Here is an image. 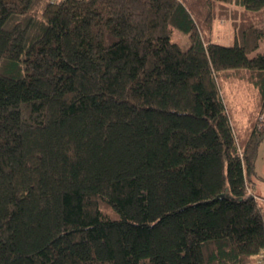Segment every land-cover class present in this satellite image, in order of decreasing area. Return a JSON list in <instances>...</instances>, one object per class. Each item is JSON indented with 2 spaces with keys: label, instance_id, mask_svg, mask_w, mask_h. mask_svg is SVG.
<instances>
[{
  "label": "trees",
  "instance_id": "obj_1",
  "mask_svg": "<svg viewBox=\"0 0 264 264\" xmlns=\"http://www.w3.org/2000/svg\"><path fill=\"white\" fill-rule=\"evenodd\" d=\"M263 43L264 0H0V264H258Z\"/></svg>",
  "mask_w": 264,
  "mask_h": 264
},
{
  "label": "rangeland",
  "instance_id": "obj_2",
  "mask_svg": "<svg viewBox=\"0 0 264 264\" xmlns=\"http://www.w3.org/2000/svg\"><path fill=\"white\" fill-rule=\"evenodd\" d=\"M217 21L219 25L217 26L218 33L223 34V32L227 31L226 26L227 24H230V20L220 17ZM172 41L179 42V44H181L184 48H187L189 46L188 37L176 29H173ZM262 45L263 46L261 48V51H264V43ZM241 104L243 105V107L248 106L247 101H244ZM255 171L257 177L255 178L254 184L252 185V191L260 197L261 202H264V140L258 146Z\"/></svg>",
  "mask_w": 264,
  "mask_h": 264
},
{
  "label": "built area",
  "instance_id": "obj_3",
  "mask_svg": "<svg viewBox=\"0 0 264 264\" xmlns=\"http://www.w3.org/2000/svg\"><path fill=\"white\" fill-rule=\"evenodd\" d=\"M258 264H264V250H262L258 256Z\"/></svg>",
  "mask_w": 264,
  "mask_h": 264
},
{
  "label": "crops",
  "instance_id": "obj_4",
  "mask_svg": "<svg viewBox=\"0 0 264 264\" xmlns=\"http://www.w3.org/2000/svg\"><path fill=\"white\" fill-rule=\"evenodd\" d=\"M258 198H260L257 194H255Z\"/></svg>",
  "mask_w": 264,
  "mask_h": 264
}]
</instances>
